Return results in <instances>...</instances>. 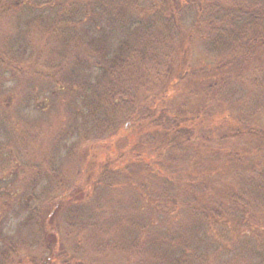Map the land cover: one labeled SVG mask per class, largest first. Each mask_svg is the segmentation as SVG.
I'll use <instances>...</instances> for the list:
<instances>
[{
  "label": "trees",
  "instance_id": "obj_1",
  "mask_svg": "<svg viewBox=\"0 0 264 264\" xmlns=\"http://www.w3.org/2000/svg\"><path fill=\"white\" fill-rule=\"evenodd\" d=\"M12 20L15 38L0 30V74L65 96L52 98L56 125L9 117L7 131L31 148L7 149L0 164V264H109L108 250L118 264H264V0H0V25ZM106 29L120 35L116 47L102 40ZM4 92L2 112L16 101ZM35 98L49 113L51 100ZM42 141L53 154L64 142L68 156L89 142L115 145L85 184L131 189L142 224L105 239L98 199L81 225L68 219L59 231L58 212L76 206L64 200L85 190L53 204L38 196L44 181L65 183ZM16 206L30 210L40 254L5 232Z\"/></svg>",
  "mask_w": 264,
  "mask_h": 264
},
{
  "label": "rangeland",
  "instance_id": "obj_2",
  "mask_svg": "<svg viewBox=\"0 0 264 264\" xmlns=\"http://www.w3.org/2000/svg\"><path fill=\"white\" fill-rule=\"evenodd\" d=\"M16 26H18L16 24V21L12 20L11 22H6L0 25V30H3L4 34L9 35L11 38H13L16 32ZM102 34V40L109 49L111 47H116L120 39V35L118 33L106 29L102 31ZM18 39L22 43L26 42V38L23 35H19ZM12 49H17V44ZM200 49H197V52L203 51V49ZM30 50L31 49H27V55H29V53L30 55L33 54ZM26 63L28 64V61H26ZM8 75H10L9 72H1L0 86L4 88V93L12 92V96L14 95L16 101L8 108H4L3 112L0 109V113L3 114L2 116H0V164L2 163L3 158H5L7 153H9L7 152V149L11 151H15L16 149V152L21 154L22 147L25 149L31 148V145H28V147H26L25 145L20 144V139H15V137L7 131L9 126V117L11 116L12 118L14 117L15 119H19L18 122H20L23 126H30V123H32L33 121L34 123H37V121L39 122L44 119L47 120L50 124L56 125V122H54L55 114H53L52 117L51 115L52 113L58 112L54 108H52V106H54L52 103V98L59 99L60 97L64 98L65 96L61 91L55 92L45 81L39 80L38 82L36 80V82H34L28 79L26 77L27 74H25V77L27 79H23L24 74L19 73V79L18 77H14L10 80L8 79L9 81L6 79ZM22 84L23 87L21 86ZM33 90L34 92H36V94L38 93L40 98H48L49 100H46L47 104L51 100V108L49 113H45V111H43V108H39V105L43 104L36 101V94L33 95ZM252 102L257 103L255 99L252 100ZM33 130L35 131L36 127H34ZM39 132L43 133V128H40ZM95 142H89L82 147L74 148L75 150L73 149L70 152V154H72L73 156H68L67 151H65V147L63 146L64 142H61L59 145H57L59 150L58 152H55L53 154V151L48 148V145H46L44 141H42V144L36 148H40V150L43 151L45 155L48 153V155H50L49 159H54V162L53 164H51V166H53L58 171V173L61 174L65 183L60 182V186L55 188L54 183L51 180L44 181L43 183L39 184L38 189L36 188V192L38 196H40L41 194H46L51 197L56 196L51 202V204H53L57 202L58 198L61 195L67 193V191H70L71 188L73 190L78 187V189L83 188L85 190V192L78 195L76 199H74L73 194H70L69 197L64 200L68 201L73 198V201L71 202H74L76 206L72 207V210L68 209V206H65L66 209L60 210L57 214L55 226L63 234L68 228V225L66 226V222H68V219L69 221L72 219L77 220L78 223L76 225H81V221L83 219H86L85 215H87L86 213H88L85 212L86 208L88 207L89 209V205L97 204L100 200L101 203H104V205L107 206L106 212L109 214L107 215L106 219H100V223L104 231V238L107 240L115 241L112 238L114 237L115 232H119L121 236L126 235V237L128 238V235L133 233L130 232L131 229H129L131 226H133V222L142 224L141 217L144 211L139 210L141 201L136 198L134 192L131 189H124L119 192L107 189L104 190L100 186H95L94 184H91V186L85 184L86 179H88L87 174L89 170L92 171V169L95 168L99 162H103L108 156L112 158L115 157V155L111 156V153L115 151V145H103ZM15 162L11 163V166ZM20 163H22V160L20 161ZM152 181L155 182L156 185L157 182L155 180ZM19 184H21V181L16 182V180H13L11 183H9L8 188L10 189L11 187L10 190H12ZM2 186L1 190L4 193V186ZM18 199H22V197L19 196ZM37 205L36 203L31 202L29 206L31 208H38ZM14 210L16 211V213L12 211L7 217V222L5 223L4 227L5 232L12 236L15 235V238L17 239L22 238V242L25 243L23 245H26L25 249L29 250L30 254H37V252H39L40 254V246L37 244L36 240H34L36 234H34V226L32 225L31 221L28 222L26 218L30 210L23 211L20 210L18 206H16ZM46 210L47 206H43V209H41L42 212H45ZM117 214H119V216H115ZM71 215H74L73 218H70ZM144 216H146V212L144 213ZM123 220L125 222V226L117 228L119 222ZM63 241L66 245L68 244V239L65 238ZM237 251L239 253H242L243 249L240 248V250ZM105 254L106 256L103 259L107 260V262H111L109 264L119 263L117 251L108 250Z\"/></svg>",
  "mask_w": 264,
  "mask_h": 264
}]
</instances>
